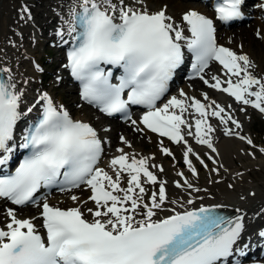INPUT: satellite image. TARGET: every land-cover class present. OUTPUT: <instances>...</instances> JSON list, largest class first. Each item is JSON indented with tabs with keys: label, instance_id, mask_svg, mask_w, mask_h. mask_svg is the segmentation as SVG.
Segmentation results:
<instances>
[{
	"label": "snow or ice",
	"instance_id": "snow-or-ice-1",
	"mask_svg": "<svg viewBox=\"0 0 264 264\" xmlns=\"http://www.w3.org/2000/svg\"><path fill=\"white\" fill-rule=\"evenodd\" d=\"M242 6L243 0L217 2L215 18L224 23L240 18ZM167 9L166 4L152 9L148 0H74L67 19L62 17L66 32L61 27L56 35L69 45L63 67L79 82L80 99L109 117L124 114L136 132L148 130L181 146L184 164L198 177L191 157L206 169L208 165L188 138L217 153L212 137L217 129L211 119L223 126L225 136L256 145L242 134L232 105H221L207 93L200 99L180 89L158 103L187 62V54H191L190 76L233 98L242 105L240 112L251 106L264 114V76L254 74L247 54L217 42L213 18L189 8L177 19ZM25 14L32 18L26 5L21 18ZM210 62L222 66L224 79L215 74L206 78ZM24 97L11 68L0 66V167H7L24 150L13 171H0V198L24 205L36 200L39 190L52 186L61 191L83 186L90 195L87 200L72 195L76 206L67 209L43 200V234L35 218L18 219L8 209L9 222L0 228V264H242L237 257L245 256L251 244L239 208L235 215H226L222 210L227 205L203 203L201 191L213 197L183 171L177 172L180 179L173 183L184 195L170 199L167 181L150 170L163 173V166L150 163L154 157L125 147H116L101 167L107 140L91 123L74 118L46 91H37L30 104ZM130 105L145 109L139 121L128 115ZM119 141L132 147L124 135ZM158 146L175 159L163 139ZM259 151L264 154V147ZM208 159L217 163L211 155ZM209 171L218 173L219 168ZM89 202L94 206L87 207ZM256 235L264 240V229Z\"/></svg>",
	"mask_w": 264,
	"mask_h": 264
},
{
	"label": "bare ground",
	"instance_id": "bare-ground-1",
	"mask_svg": "<svg viewBox=\"0 0 264 264\" xmlns=\"http://www.w3.org/2000/svg\"><path fill=\"white\" fill-rule=\"evenodd\" d=\"M168 1L169 0H166V2L163 1L164 2L163 4H161V2L158 5L155 4L157 6L154 5V7L149 5V7L152 9H157L166 4L168 6V9H167L168 14L174 16L177 19H179L181 12L189 8H194L208 16L211 15L209 5L206 4L205 2H193V1H188V0L180 1L179 0L178 3L176 2L175 4L174 3L170 4ZM13 2H15V0ZM19 2L21 3L22 7L26 5L29 8L30 13L31 14L33 13V16L30 20L29 19L26 20V17H27L26 14L24 18H21L20 17L21 12L18 11V13L20 14L16 13L17 10L21 11L22 9L18 7V4H17L18 8H15L12 2L10 3L5 0H0V66H6V67L11 68L14 79L18 82V87L23 88L25 91L24 102L26 104H30L33 102V98L36 96L37 90L36 92H34V94H31L30 84L32 83L33 80L32 81L30 80L32 79V77L28 76V70L24 66V63L29 58L28 55L31 54V50L26 48V45L24 44V42H22L23 37H26L29 35L34 37V39H40L43 36L54 37L56 35L57 29L61 27H64L65 32H66V26L62 24V17L64 19H67L68 9L73 4L74 0H35V1L34 0H19ZM246 26L253 27L254 29L253 31H260L261 33L264 31V21H262L261 19H255L253 20V22H249V24ZM247 27H242V28H237V29L231 28L229 30L228 29L219 30L218 34L221 40H219L218 42L231 47L232 50L237 52L238 54L239 53L249 54V59L252 61V63H255L256 62L255 58L258 57L257 62L259 64V68L257 65L256 67L257 74L255 75L264 76V69L261 68L263 64V60H264V49L259 41L254 40V38L251 39L249 30L247 29ZM214 74L219 75L223 79V70H222V67L219 66L218 64H216L215 70H210L208 72V77L210 78ZM25 79L29 81L27 85H24L22 83V81ZM180 89H183L189 96H196L197 98H200V99H203L201 95L202 93H207L210 99L216 100L218 103L224 106L229 105V102L227 101V96L223 92H220L214 89H212L210 92L205 91L202 88L201 84L198 83V81L195 82V86L194 85H190V86L183 85L182 87L179 88V90ZM179 90L173 91L172 93L174 95H177ZM215 95H218V96L215 97ZM235 107H232V109L235 110ZM245 107H246V110L247 109L251 110L249 106H245ZM235 111H234V114L236 113ZM80 117L78 119L87 120V119L80 118ZM102 118L106 119V117L104 116H102ZM213 119L216 122H218L215 118ZM213 127L217 129L214 132L215 137L219 138V141L216 142L217 153H212L213 157L217 160V163L221 162V157L222 159L226 161L228 158L227 155L231 156L234 153L238 154L240 150L237 148V146H234V143L240 145V143L242 142L237 140L236 137L223 138V136L225 135L223 133L222 125L221 126L213 125ZM118 129H122V131L124 130V132H126L125 137L131 142L134 141V137H135L134 134L136 133H138L139 135L142 134L143 137L146 139L149 137L151 139V142L156 145V148L153 149L152 151H149V153L145 152L146 154H144L140 150V148H137V149L132 148V147L127 148V146L122 145V144L117 147H125V150L128 152H135V153H139L140 155L154 157V159H152L150 163L162 165L164 168V172L160 173L159 170L155 168L150 169V170L154 171L156 174L159 173L160 176L161 174L163 175L161 176L160 179L167 181V191H177V193H175V198L179 197L180 194L184 195V193L181 190L175 188L174 186L168 185L169 181H172V180L176 181L177 179L174 178L175 175L172 173L169 161L162 160L164 159L163 155L164 156L166 155L160 152L158 145H159L160 140L163 139L164 145L169 147L171 151L173 152L174 156H176L177 158L183 157L182 147L171 143L169 140L165 138L159 137V135L150 133L147 130H145V132L134 131V128L131 125L130 120L121 124V126ZM129 130H132L133 133L131 134ZM100 132L101 130H98L99 135H100ZM101 137L106 138L107 142H109V140L112 138V136L110 137L109 135L104 136V137L101 135ZM188 139H189V143L191 144V146L193 147L196 153L199 151H203L204 148H206L200 144H197L193 138L189 137ZM112 142H113L112 144L116 143L115 140ZM115 145H118V143H116ZM105 148H106V143H105ZM115 149H112L113 152L108 157V159L112 155L115 154ZM139 151H141L142 153H140ZM243 158L248 159L249 156L244 154ZM108 159L106 160L102 159L100 162V166L105 167ZM231 161L234 162L233 159ZM249 161L247 162V164H243L242 162V167L247 169L248 166H251V163L252 164L254 163L253 160L252 162H249ZM177 163H179L178 160H177ZM226 167L227 166H225L224 168ZM251 167H254V166H251ZM237 171H239V166L237 168H230V167L226 168L224 173L228 175L230 180L226 183L219 182L218 185L215 183L208 182L209 180L219 181V180H215L216 178L213 179L216 173L209 171L208 174L210 173L211 176L209 177L208 181L207 179L204 180L203 186H210L212 188L213 194H211V196L213 198L209 199L206 193H204V195H201V193H199L198 195L205 197L203 201H206L209 203H222V204L227 205L225 210L230 215H235L236 214L235 209L239 208L245 214V217H246L245 223L248 229L246 233V239H247L248 235L253 234V230H255L259 225L264 224V213H261V209H264V174L260 178L257 177L258 179H253L250 176L251 174H249L248 172H240L239 173L240 175H237L236 174ZM193 184L195 185L196 182H193ZM229 184H233L234 187L228 188ZM83 190L84 189L82 186L80 188L72 189V190H69V191H66L60 194H54V195H51L47 199V201L51 203L53 206H58L63 209H67L68 207L76 206V203L70 198L72 195L78 196L81 200H87L88 196L85 195ZM253 193L254 195H252ZM241 197H243V199H241ZM199 202L200 201H197V203ZM93 206L94 205L91 202L87 204V207H93ZM2 207L3 205L0 201V220H1L0 222L1 224H4V226H6L10 218L7 216L8 209L6 211H2L1 209ZM10 209L13 210L17 218L18 217H23L24 219L35 218L33 222L35 223L36 227L40 229V224H39V220L36 215L35 207L25 206V208H18V209L16 208L14 209L13 207H10ZM85 216L87 217L86 211H85ZM88 218L90 219V217ZM247 242L251 244V248H250L251 250L254 245V240L250 239V240H247Z\"/></svg>",
	"mask_w": 264,
	"mask_h": 264
},
{
	"label": "rangeland",
	"instance_id": "rangeland-1",
	"mask_svg": "<svg viewBox=\"0 0 264 264\" xmlns=\"http://www.w3.org/2000/svg\"><path fill=\"white\" fill-rule=\"evenodd\" d=\"M5 1L10 2V3L12 2V4L14 5L15 8H18V7L22 8L19 0H15L16 3L13 2L14 0L13 1L12 0L11 1L5 0ZM163 1L166 2V0H148V4L154 7L155 4L158 5L160 2H161V4H163L164 3ZM168 2L170 4L171 3L175 4L176 2L178 3L179 0H169ZM17 4H18V7H17ZM157 5H155V6H157ZM18 11L21 12L20 10H17L16 13H18ZM18 14H20V13H18ZM32 16H33V13L31 14V17ZM20 17H21V14H20ZM26 20H27V17H26ZM247 24L248 23L241 25V26H238V27H234V28L237 29V28L247 27L246 26ZM247 29L249 30V34H250L251 39L254 38V40L259 41L261 43L263 49H264V42H263V38H262V33L259 31L261 33V36H257L258 31H253L254 30L253 27L248 26ZM37 37H38V35H37ZM43 37L44 38L39 37L40 39H34V37L29 35V36L23 37V40H22V42H24V44L26 45V48L31 50V54L28 55V57H29L28 60L24 63L25 68L28 70V76L32 77V79H30V80L31 81L33 80L32 83L30 84L31 94H34V92H36V90L39 92L40 91L41 92L46 91L49 93L50 96H52V98L56 102L62 103L66 108H68V110H70L72 112V114L75 118L76 117L79 118L81 116L80 118H84V119H87V120L93 122L96 126H98L99 128H101L103 130V132H102L103 135H106V136L109 135L110 137L112 136V138L110 139V142H109L110 144L107 148L108 153L112 152V149H115L117 146L121 145L120 141H117L119 135L124 134V136H125L126 132H124V130L122 131V129H118V128L115 129L113 127L115 124H118V123H116V121H112L111 119H108V118L104 119L99 114L95 113L93 110H90L89 108H86V109L82 108L77 101L75 91L67 90L68 88H70L67 84L62 83V84L57 85V82H54V78H55L54 76L55 75L54 76H53V74L51 75V73L54 71V67H53L54 64H51V62H52L51 60H52L53 56L50 53L48 54V52L50 50V44L46 43L45 40H43L47 36H43ZM54 48L55 47H53L52 49H54ZM55 58H56V56L53 59H55ZM257 58L258 57L255 58L256 62L253 63L255 65L254 73H257V69H256L257 65L259 68ZM36 65H39V69L36 68ZM263 65H264V60H263V64L261 67L264 69ZM45 77H47V79ZM191 84H193V83H191ZM191 84H189V85H191ZM202 84H201L202 88H204L206 91H210V89H208L206 86H203ZM217 96L218 95H215V97H217ZM239 108H240V106L235 107L236 113L234 115L237 119L240 120V122L243 125V128L241 130L242 133L248 135V137H250L253 140V143H254V145H256V147L253 148L251 145H248L246 142H242V143L239 142L240 145L234 143V146H237V148L240 150V152L238 154L234 153L235 155L232 154L233 156L227 155V157L229 159L227 158L226 161L224 159H222V157H221V162L216 163V164H213L212 160L208 159V155H211V153H212L211 150H205L203 153H201L200 157L208 165L207 169L204 168L199 163V161L196 160L195 157H191L193 160V164L196 165L195 167H196L197 172L199 174L198 179H197V177H193L192 174L188 171L186 165L184 164L183 157L177 158L176 156H174L175 159H173V157H171V156H167V155L164 156L163 155L164 159H162V160L169 161L172 173L175 175L174 176L175 179L179 180L180 177L177 176V172L183 171L185 176L189 180H191L192 182H196L195 185H198L201 189L206 188L210 194H213V190L210 186H203L204 180L207 179V181H208L209 177L211 176V174L209 173L210 174L209 175L208 172L213 167L219 168V171H218L219 174L216 173L215 177L213 179L216 178L215 180H219V181L221 180L220 182H223V183L224 182L226 183L230 180L228 175L226 173H224V171L228 167L237 168L239 166V171H237L236 174H238L240 172H248L249 174H251L250 176L253 179H258L264 174V163H263L264 162V154L262 155V153L259 152V148L264 147V117L260 116L254 110H248L247 109L245 112H240ZM100 121H101V123H100ZM104 129H108L109 131L105 132ZM129 131L131 134L133 133L132 130H129ZM134 135H135L134 141H132V142L130 141L132 143V148H135V149L140 148V150L144 154L149 153V151H152L153 149L156 148V145L151 142V139L148 136H147L148 138L146 139L143 137L142 134L139 135L138 133H136ZM216 138H215V143L217 141H219V138L218 137H216ZM114 140L116 143H118V145H115L116 143L112 144L113 143L112 141H114ZM149 140H150V142H149ZM133 143H134V145H133ZM139 145H140V147H139ZM141 151H139V152L142 153ZM248 152H252V153H254V155H248L249 156L248 159L243 158V155L244 154L247 155L246 153H248ZM240 156H241V158H240ZM232 159L235 163L231 161ZM177 160L179 163H177ZM252 160L254 161V163L253 164L251 163V166H254V167L248 166L247 169L242 167V162H243V164H247L248 161L252 162ZM244 161H245V163H244ZM261 161H263V162H261ZM219 165H223V167L220 168ZM225 166H227V167L224 168ZM249 170H251V171H249ZM157 176L160 179L161 176H163V175L161 174V176H160V174L158 173ZM173 182H174V180L169 181L168 185L174 186ZM215 184L218 185V183H215ZM83 191H84L85 195L87 196L85 190H83ZM167 192H168V196L170 199L175 198V193H177V191H167ZM200 193H201V195H204L205 192L201 191ZM182 195L183 194H180V196H182ZM38 210L39 209L37 208L35 211L38 212Z\"/></svg>",
	"mask_w": 264,
	"mask_h": 264
}]
</instances>
